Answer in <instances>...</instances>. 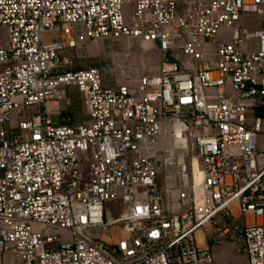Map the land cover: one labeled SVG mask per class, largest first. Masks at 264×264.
I'll list each match as a JSON object with an SVG mask.
<instances>
[{
    "label": "built area",
    "instance_id": "obj_1",
    "mask_svg": "<svg viewBox=\"0 0 264 264\" xmlns=\"http://www.w3.org/2000/svg\"><path fill=\"white\" fill-rule=\"evenodd\" d=\"M0 27V264H204V226L264 264V0H0ZM77 27L158 49L160 72L105 83L67 51ZM72 93L82 122L55 106ZM166 130L200 170L174 199Z\"/></svg>",
    "mask_w": 264,
    "mask_h": 264
},
{
    "label": "rangeland",
    "instance_id": "obj_2",
    "mask_svg": "<svg viewBox=\"0 0 264 264\" xmlns=\"http://www.w3.org/2000/svg\"><path fill=\"white\" fill-rule=\"evenodd\" d=\"M253 26L255 23L252 24ZM82 30L77 27L74 33V45L68 49L77 66H96L102 73L105 83H130L140 75H151L160 72L161 63L165 57L158 49L148 44H140L133 41H120L108 39H85ZM5 43L3 29L0 27V46ZM57 108H68L72 117L71 121L82 122L85 120V110L80 102L78 94L72 93L68 97L67 104L64 101L57 102ZM54 111V110H52ZM57 121V117H56ZM178 143V142H177ZM159 145L166 149L164 157L157 156V182L165 194H173L178 184L186 186L192 183L191 156L193 152H184L180 146H172V136L166 130L159 139ZM183 162L185 168L180 172V164ZM179 170V173L177 172ZM165 176H168L167 179ZM196 181V176H195ZM197 183V182H196ZM195 188H198L196 186ZM107 241H113L120 234L118 229H112ZM11 260L9 255H4L2 264Z\"/></svg>",
    "mask_w": 264,
    "mask_h": 264
},
{
    "label": "crops",
    "instance_id": "obj_3",
    "mask_svg": "<svg viewBox=\"0 0 264 264\" xmlns=\"http://www.w3.org/2000/svg\"><path fill=\"white\" fill-rule=\"evenodd\" d=\"M53 105L54 104L52 102L48 103V106H53ZM59 110L62 111L63 109L58 108L57 111ZM65 110L66 112H69L68 108H65ZM48 116L53 123H59L60 116L58 114H54L52 111H48ZM56 117H57V121H56ZM172 146H174L173 141H172ZM190 166H191L190 169L193 174V182H194L195 176L199 177L198 181H195V182H200L199 181L200 180V173H199L200 170H199L197 162L194 161ZM173 194H171L172 195L171 198L174 199ZM170 206L171 208H173V210L176 209L174 200H172ZM208 231H209V227L204 226V228H202L201 230H198L195 233V238H196L197 243L208 245L211 251V254H212L211 262L204 263V264H246L244 255L242 254V252L237 251L236 245L234 243L223 242L221 244H212L211 242L207 241L206 233Z\"/></svg>",
    "mask_w": 264,
    "mask_h": 264
},
{
    "label": "bare ground",
    "instance_id": "obj_4",
    "mask_svg": "<svg viewBox=\"0 0 264 264\" xmlns=\"http://www.w3.org/2000/svg\"><path fill=\"white\" fill-rule=\"evenodd\" d=\"M174 138H175V140H174V146H182L181 145V139L178 137V135L177 134H175V136H174ZM178 142V143H177ZM197 162L195 159H192L191 160V162H190V165L193 163V162ZM200 173V172H199ZM191 174H192V171H191ZM198 179H199V177L198 176H196V181H198ZM200 181V180H199ZM192 183H193V185H194V187H196V186H198V184H199V182H195V178H194V182H193V174H192ZM195 183V184H194Z\"/></svg>",
    "mask_w": 264,
    "mask_h": 264
},
{
    "label": "trees",
    "instance_id": "obj_5",
    "mask_svg": "<svg viewBox=\"0 0 264 264\" xmlns=\"http://www.w3.org/2000/svg\"><path fill=\"white\" fill-rule=\"evenodd\" d=\"M260 110H261V109H257V110H256V113L259 114V111H260ZM62 112H63V113H64V112H65V113H68V112H66V110H63ZM68 114H70V113H68ZM59 122H60V121H59Z\"/></svg>",
    "mask_w": 264,
    "mask_h": 264
}]
</instances>
